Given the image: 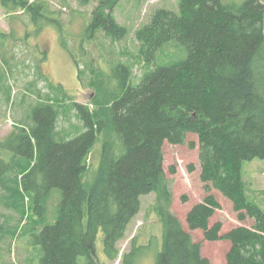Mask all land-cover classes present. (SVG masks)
I'll return each mask as SVG.
<instances>
[{"label": "trees", "instance_id": "obj_1", "mask_svg": "<svg viewBox=\"0 0 264 264\" xmlns=\"http://www.w3.org/2000/svg\"><path fill=\"white\" fill-rule=\"evenodd\" d=\"M120 1L98 0L87 27L96 39L87 50L82 40L76 50L60 40L77 68H89L93 47L103 55L107 41L125 37L113 16ZM0 8L10 17H29L39 30L63 27L62 12L49 0H0ZM11 37L12 30H0L1 58ZM135 39L146 66L137 82L130 63L111 61L108 75L97 64L89 68L93 103H75L59 87L66 107L30 103L25 118L0 140V264H103L96 254L99 233L105 258L116 261L117 244L149 194L156 195L162 226L155 264H210L172 211L163 170V144L185 145L188 135L198 137L206 194L186 216L189 230H201L209 242L228 241L227 264H264V212L248 201L241 172L243 162L264 159V0H180L178 12L155 10ZM102 77H109L110 88ZM68 113L81 129L61 126ZM212 190L252 227L224 235L220 223L210 227L221 208ZM148 247L133 238L121 264H139Z\"/></svg>", "mask_w": 264, "mask_h": 264}, {"label": "rangeland", "instance_id": "obj_2", "mask_svg": "<svg viewBox=\"0 0 264 264\" xmlns=\"http://www.w3.org/2000/svg\"><path fill=\"white\" fill-rule=\"evenodd\" d=\"M63 1L68 8H62ZM97 2L98 0H88V4L83 5L80 0H49L54 11L62 12L63 27L61 30L48 25L39 30L29 17H10L0 8V30L7 33L12 30L15 41L12 43L13 38L11 37L8 41L11 46H7V50L1 52L3 58L0 57V86L2 87L0 92V140L13 131L19 121L25 118L26 108L30 103L42 100L66 107L69 102L58 96L57 88L59 87L75 103L81 105L93 103L95 97L91 88L92 74L97 64L104 69L102 72L108 75L111 74L113 68H107L111 61L120 59L123 63H130L133 65L131 81L137 82L136 80L146 70L144 68L146 66L142 65V60L139 58L135 33L151 20L152 13L157 9L178 12L180 0H121L115 7L113 16L127 33L118 43L107 41L103 55L98 47L90 49L93 54L91 55L93 62L88 63L89 68L93 70L90 71L82 64H79V68L76 67L74 60L61 47L60 40L68 43L70 47H75L73 50L77 49L82 40L83 47L87 50L88 44L96 39V35L92 37L87 35V27L91 11ZM99 35L102 33H98L97 37ZM25 41L28 42V46L18 43ZM98 43H103V41L99 38ZM77 56H80L79 52ZM79 71H83V74L81 75ZM80 77L83 79L82 85ZM100 81L104 88H110L109 77H102ZM7 92L10 93L9 96L6 95ZM59 121L64 127L73 126L81 129L82 126L72 113H68ZM190 143L194 144V148L189 147ZM162 152L163 170L166 179L171 184L173 195L171 209L179 219L186 222L190 209L206 197L204 185L200 181L198 137L188 135L185 145H172L165 142ZM241 172L248 201L256 204L264 212V159L243 162ZM211 194L221 206L211 217V225L220 223L222 234L238 226L252 225L251 219L245 221L238 219L232 204L221 193L212 190ZM55 195L58 198V194L54 193ZM57 198L51 201L50 214H53L55 210ZM140 201V212L131 220L123 239L117 244L120 255L116 261L109 262L105 258L102 249L103 235L99 233L96 241V254L103 264H121L122 255L130 251L131 241L135 237H138L140 245H149L146 250L144 249L145 251L143 250L144 256L139 264H155L157 252L162 245V226L154 213L156 195L143 196ZM194 235L195 240L201 244L202 255H216L220 246L209 244L200 232ZM23 245L22 240L18 251L23 248ZM219 245L223 246V243ZM11 247L13 251L9 258L13 260L16 250L14 245ZM222 250L220 257L226 256L225 248Z\"/></svg>", "mask_w": 264, "mask_h": 264}, {"label": "crops", "instance_id": "obj_3", "mask_svg": "<svg viewBox=\"0 0 264 264\" xmlns=\"http://www.w3.org/2000/svg\"><path fill=\"white\" fill-rule=\"evenodd\" d=\"M178 217V216H177ZM179 219V218H178ZM180 220V222H181V224H182V226H183V228H184V230L186 231V232H188V233H190L192 236H193V238H194V240H195V235L194 234H198V232H200V234L202 233V235H204L203 234V232H201L200 230H194V231H191V230H189V228H187V223L185 222V220H182V219H179ZM209 224H210V226L212 227L213 225H211L212 223H211V218H210V222H209ZM253 224V223H252ZM238 227H245V228H251L252 227V225L251 226H238ZM237 228V227H236ZM234 229V228H233ZM229 232V231H228ZM227 232V233H228ZM224 234H226V233H224ZM224 234H222L221 233V235H224ZM195 242H197L196 240H195ZM208 242V241H207ZM197 243H199V242H197ZM221 243H223V246H221V245H219V244H221ZM209 244H212V245H216V246H220L219 247V249L217 250V249H215V251L217 250V253H216V255L215 256H212L211 254H209V255H203L205 258H207L208 260H209V262H210V264H227V262H226V256L224 255L223 257H220L219 256V254L223 251L222 249H224L225 248V250H226V254L228 253V251L230 250V247H231V245H230V243L228 242V241H219V242H209ZM225 246V247H224ZM221 251V252H220ZM222 254V253H221Z\"/></svg>", "mask_w": 264, "mask_h": 264}]
</instances>
